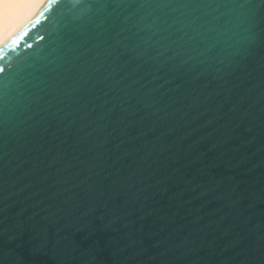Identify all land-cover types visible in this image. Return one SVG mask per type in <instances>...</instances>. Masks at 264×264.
Listing matches in <instances>:
<instances>
[{"label":"water","instance_id":"obj_1","mask_svg":"<svg viewBox=\"0 0 264 264\" xmlns=\"http://www.w3.org/2000/svg\"><path fill=\"white\" fill-rule=\"evenodd\" d=\"M0 264H264V0H49L0 49Z\"/></svg>","mask_w":264,"mask_h":264},{"label":"bare ground","instance_id":"obj_2","mask_svg":"<svg viewBox=\"0 0 264 264\" xmlns=\"http://www.w3.org/2000/svg\"><path fill=\"white\" fill-rule=\"evenodd\" d=\"M49 0H0V49L23 29Z\"/></svg>","mask_w":264,"mask_h":264}]
</instances>
